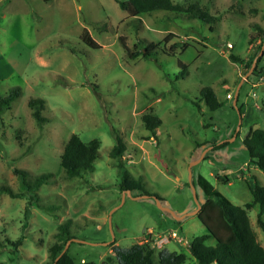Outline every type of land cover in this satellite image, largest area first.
Wrapping results in <instances>:
<instances>
[{
    "label": "rangeland",
    "instance_id": "374dc122",
    "mask_svg": "<svg viewBox=\"0 0 264 264\" xmlns=\"http://www.w3.org/2000/svg\"><path fill=\"white\" fill-rule=\"evenodd\" d=\"M172 1L183 8L197 3L217 20L209 25L163 9L130 16L116 0H0V96L19 90L0 114V184L22 190L14 167L30 176L51 172L32 204L27 195L0 193V264H51L48 247L67 220V253L75 264H119L113 241L120 248L148 241L155 259L165 248L184 252L183 264H199L186 248L205 232L191 213L193 188L199 203L205 199L197 174L238 205L252 200L255 180L264 185V172L249 162L242 142L249 127L264 129V42L249 43L254 25L264 29V0ZM83 29L99 47L82 41ZM168 33L173 36L163 42ZM149 42L159 49L132 54ZM256 53L257 71L248 73L245 63ZM179 61L186 71L176 79ZM206 85L219 102L213 110L199 94ZM35 97L44 99L41 124L28 106ZM145 112L162 120L153 132L141 119ZM71 133L96 138L99 148L92 171L68 177L60 155ZM117 136L125 145L124 167L161 196L162 206L183 215L179 224L153 196L120 189L118 159L110 154ZM258 211L255 204L248 217L264 247ZM169 229L179 240H160ZM17 238L14 250L9 240Z\"/></svg>",
    "mask_w": 264,
    "mask_h": 264
},
{
    "label": "trees",
    "instance_id": "16d2710c",
    "mask_svg": "<svg viewBox=\"0 0 264 264\" xmlns=\"http://www.w3.org/2000/svg\"><path fill=\"white\" fill-rule=\"evenodd\" d=\"M116 1L119 7L125 10L130 16L149 13L156 9H163L170 11L183 10L186 12L188 19L197 18L209 23V25L217 20L214 15L201 8L197 3H192L187 8H183L180 4L174 3L172 0ZM254 26L256 27V31L250 34L249 43L258 39V47L260 48L263 43L264 29L259 25ZM171 36L173 34L168 33L163 38V42H166ZM80 37L90 47H99V44L87 29H83ZM173 47L171 45V48ZM158 49L157 43L149 42L143 45V48L139 51H135L132 54H142L143 57H147L151 52L157 51ZM162 52L172 54L170 51L166 53L162 50ZM257 53L254 56L256 57V62L251 73L257 71V62L260 59V55ZM254 57L245 63L246 71L249 70ZM229 58L233 61L239 59V57L231 53L229 54ZM178 64L181 69L175 75L176 79L179 76H183L186 71V63L179 61ZM18 91V88H12L6 95L0 96V114L10 107ZM199 94L210 110L219 106V102L211 86L206 85L201 87ZM28 106L31 108V114L38 124L45 121L44 116L41 115V109L44 106V99L42 97L30 98L28 100ZM262 107L264 110V100H262ZM141 119L144 122V126L151 132L162 123L161 118L152 112L143 113ZM116 139L117 143L110 149V154L118 159V168L121 177L119 182L120 189H129L132 195L144 193L149 196H156L161 200L159 194L151 192L143 186L141 177L130 175L124 167L121 157L125 151V145L118 136ZM242 142L248 151L249 162L264 172V129L260 127H249ZM226 143L227 141H222L218 146ZM98 148L99 141L96 138L84 141L76 133H71L65 141L60 155V165L66 176H80L83 172L92 171L94 169V160L98 157ZM13 171L20 180L22 190L14 191L8 184H0V193L4 192L12 197H23L27 195V204H32L34 201H37L38 195L36 190L41 184L49 181L51 172H41L30 176L25 168L14 167ZM224 177L226 178L227 176L224 175ZM228 180L229 178L223 182H227ZM195 182L205 194V199L200 203V209L196 213L197 218L205 227V232L188 239L186 248L189 253L199 264H211V262H214V264H264V247L257 239L248 217V210L255 204H258L259 211L256 215V222L264 232V185L258 184L255 180L253 185H249L252 200L238 205L234 204L222 192L215 188L202 174H197ZM28 211L29 208L26 206L24 209L26 215ZM174 223L179 224V221L174 219ZM71 236L69 233V221L60 223L58 225V231L55 233V241L48 247L51 264H75L73 258L67 253V248L60 254L67 239ZM208 237L214 239L213 244L205 243ZM19 241L20 238L13 241L9 240L14 246V250H16ZM112 245V250L119 264H183L186 258L184 252L163 248L158 252L157 259H155V250L153 249V245L148 241L133 243L126 248L114 246V241Z\"/></svg>",
    "mask_w": 264,
    "mask_h": 264
},
{
    "label": "water",
    "instance_id": "95a60500",
    "mask_svg": "<svg viewBox=\"0 0 264 264\" xmlns=\"http://www.w3.org/2000/svg\"><path fill=\"white\" fill-rule=\"evenodd\" d=\"M263 42H264V38H263ZM261 53H262V50L260 51V54H261ZM255 62H256V57L253 59L252 64H251L249 70L247 71L248 73L253 69ZM235 101H236V100L234 99V101H233L234 104H235ZM189 179H190V182H191V177H189ZM191 186H192V188L194 187L192 182H191ZM125 192H126L127 194L131 195V192H130L129 189H126ZM193 195H194V198H195V201H196V208H195L193 211H191V213L196 214V213L198 212V210L200 209V203L197 201L196 193H195V191H194V188H193ZM139 196H147V194L141 193V194H137V195H135V197H139ZM153 197L155 198L156 203H157V205H158L160 208H162V209H164V210H167V211H169L170 213H172V214L174 215V213H173L168 207L162 206V205L160 204V200H159L156 196H153ZM174 216H175V215H174ZM182 216H183V215L175 216V218H176V219H179V218H181ZM81 241H82V240H81ZM66 248H67V243H65V245H64L63 249L61 250L60 254H62V253L66 250ZM60 254H59V255H60ZM57 257H58V256H57ZM57 257H56V258H57ZM211 264H214V262H211Z\"/></svg>",
    "mask_w": 264,
    "mask_h": 264
},
{
    "label": "built area",
    "instance_id": "2783aa9c",
    "mask_svg": "<svg viewBox=\"0 0 264 264\" xmlns=\"http://www.w3.org/2000/svg\"><path fill=\"white\" fill-rule=\"evenodd\" d=\"M227 45L229 47L232 46L231 43H227ZM226 96L230 97V93H227ZM161 234H162L161 235L162 237L160 236L159 238L161 241H164V242H168L172 239H178L179 238L175 229L166 230V231H164V233H161Z\"/></svg>",
    "mask_w": 264,
    "mask_h": 264
}]
</instances>
